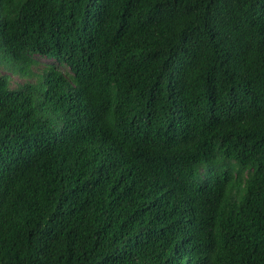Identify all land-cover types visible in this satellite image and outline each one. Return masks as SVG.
Masks as SVG:
<instances>
[{
  "label": "trees",
  "instance_id": "16d2710c",
  "mask_svg": "<svg viewBox=\"0 0 264 264\" xmlns=\"http://www.w3.org/2000/svg\"><path fill=\"white\" fill-rule=\"evenodd\" d=\"M0 66V264H264V0H0Z\"/></svg>",
  "mask_w": 264,
  "mask_h": 264
},
{
  "label": "rangeland",
  "instance_id": "374dc122",
  "mask_svg": "<svg viewBox=\"0 0 264 264\" xmlns=\"http://www.w3.org/2000/svg\"><path fill=\"white\" fill-rule=\"evenodd\" d=\"M39 61H40L41 64H44L46 61H48V59L39 58ZM41 66L42 65H40L39 67H41ZM36 70H37V68L35 67L34 71H36ZM0 72L2 74L8 75L10 77V84H11L12 88H15L18 84H21V83L25 82V80H26L23 77H19V76L15 75V74H12L10 71L4 69L2 66H0ZM29 80L31 81L32 79H29Z\"/></svg>",
  "mask_w": 264,
  "mask_h": 264
}]
</instances>
